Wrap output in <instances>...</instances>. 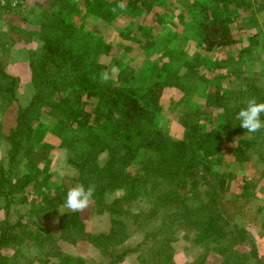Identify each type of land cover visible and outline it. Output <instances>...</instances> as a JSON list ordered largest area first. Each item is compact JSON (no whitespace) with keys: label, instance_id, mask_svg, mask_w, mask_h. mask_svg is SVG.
Listing matches in <instances>:
<instances>
[{"label":"trees","instance_id":"trees-1","mask_svg":"<svg viewBox=\"0 0 264 264\" xmlns=\"http://www.w3.org/2000/svg\"><path fill=\"white\" fill-rule=\"evenodd\" d=\"M80 1L51 0L42 9L38 35L46 58L31 75L35 91L27 104L18 105V79L6 73L0 62V108L9 118L4 132L9 161L6 168L0 166L3 208L22 203L25 187L34 179L36 194L41 199L39 217L41 212H44L42 217H49L64 205L70 187L85 186L93 176L102 182V187L95 182L92 200L98 212H108L109 226L104 232L90 234L89 238L108 258V264H117L136 251L144 264H172L173 244L180 229H186V237L205 251L228 256L222 264H249L250 256L257 257V243L246 226L224 217L219 210V199L225 197L224 190L238 175L231 172L233 175L229 176L223 165L225 153H230L240 166L239 174H243L246 163L255 160L260 166V176H264V129L247 133L240 127L237 116L248 98L264 101V50L257 54L260 58L254 67L249 60L252 42H240L231 26L233 21L238 22L239 14L253 11L252 1L186 0L187 10H181L176 18L181 26L176 32L164 25L167 21L164 15L153 12L159 0ZM151 12L162 25L157 39L149 34L142 20L136 29L132 27L134 19H143ZM87 18L98 21L101 35L85 28ZM252 21L255 23V18ZM106 27L116 31L120 39L135 34L149 37L146 46H156L162 55L169 57L162 66L172 67L173 72L186 68L191 75L202 66L203 75L207 76L225 68L226 83L218 75L216 82L203 75H185L180 86L183 94L187 97L201 89L204 100L201 105L198 101L181 112V137H172L158 123L152 125L147 120L149 115L161 110L159 99L167 73L162 71L164 67L149 63L138 69L124 64L118 67V74L110 72L107 82L101 80V73L113 67L101 59L109 50ZM190 40L200 49L188 60L183 58L185 48L180 45ZM234 44L236 56L228 55L224 59L213 54ZM200 53L211 58L199 59ZM44 114L55 118L48 129H70L74 133L64 139L66 147L75 151L66 161L77 171L75 179L69 178L71 183H53L48 180L50 174L40 179L37 175L44 171L34 165L17 180L10 177L19 157L31 146L35 122ZM261 119L264 120V114ZM220 167L227 173L224 177L218 172V190L214 191L209 174L212 168L219 171ZM201 185L209 188L202 190ZM255 186L244 176L242 191L229 202L239 208L248 207L256 197ZM114 190H120V194L107 202V192ZM145 195L153 199L147 209L125 207L126 200L132 202ZM8 214L0 218V264H15L12 257L4 254L5 249L13 246L15 254L23 246L45 249L42 253L46 258H40L41 264H48L51 255L58 258L52 264L76 263L77 258L70 254L50 251L49 243L54 246L55 241L46 228L40 224L33 227L20 219L12 222ZM261 226L264 229V219ZM139 230L144 232L141 241L133 247L124 245ZM238 242L248 244L249 251L234 249ZM35 259L39 257L34 256L31 261ZM201 262L202 259L187 264Z\"/></svg>","mask_w":264,"mask_h":264},{"label":"rangeland","instance_id":"rangeland-1","mask_svg":"<svg viewBox=\"0 0 264 264\" xmlns=\"http://www.w3.org/2000/svg\"><path fill=\"white\" fill-rule=\"evenodd\" d=\"M78 1L81 3L80 0ZM251 1L253 11L248 10L239 14L238 22L233 21L231 26L233 25L234 27V37L240 42L245 44L252 42V55L249 56V60L255 67L258 65V58H260V55L257 54L264 50V0ZM48 3H51V0H0V62L6 73L18 79L16 100L20 106L30 101L35 91L31 83V75L35 70L37 72L40 63L45 61L46 58V53L42 51V41L39 38L38 31L41 27L40 23L43 20L42 9ZM187 5L188 2L186 0H159L155 4L153 12L164 15L167 19L164 25H168L171 30L176 32L178 29H181V26H178L176 21L178 13L181 14V10H187ZM153 12L144 16L143 19H134L135 23L132 27L136 29L138 21L142 20V24L148 27L149 34L154 35L157 39L158 31L161 30L162 25L155 21ZM252 18H255V23H253ZM75 19L79 22L78 18ZM85 25L88 31H93L94 34L101 35V25H99L98 21L87 18ZM111 29L109 27L105 28V35L109 39V50L101 58L110 67L115 66L118 68L119 66L128 64L141 69V67L149 63H154L161 67H164L162 66L163 63H168L169 57L162 55L158 47L154 46L149 48L146 46L149 37H142L140 34H135L134 37L120 39L116 36V31L113 32L114 30ZM256 34L257 36H255ZM180 46L185 48L182 56L183 58H188V60L193 59L200 49L193 40L185 42L184 44L181 42ZM235 46L234 44L226 50L213 52V54L216 57L224 59L228 55L236 56ZM204 56L207 60L210 57V55L200 53L199 59H202ZM172 69L170 66L162 69V71H167V73L165 74L163 83L165 87L159 99L161 110H158L157 114L149 115L147 120L152 125L158 123L172 137H181L183 133V127L179 122L181 112L199 102L201 105L204 97L201 89L190 93L186 97V94H183L184 92L180 86H183L186 76H192L194 74L196 76L203 75L204 68L199 66L196 69L197 71L193 74L191 73V75L186 71V68L180 69L177 72H173ZM225 74V68L221 67L211 73H207V76L203 75V77L216 82V76L218 75L217 77L220 78V81L226 83L227 79ZM147 79L145 78L144 80L147 81ZM197 92L199 95H197ZM7 118V113L0 108V166H4L5 168L9 161L7 155L9 144L4 139V132L7 130V121L9 119ZM39 120L41 122L38 124ZM39 120L35 122V131L30 148L26 149L19 157L13 169L10 171V177L13 181L17 180L27 170H31V167L34 165L44 171L40 175H37L40 179L50 174L52 176L48 180L53 183H71L69 178L72 177L75 179L77 177V171L66 161L75 151L72 147H66L64 139H69L74 136L73 131L70 129L63 131L56 127H53L51 130L48 129V126L55 120L54 117L48 114L40 116ZM223 159V162H225L223 165L228 169L229 176L232 177L231 175L233 174L231 172L237 173L238 175L235 176L232 184L230 182L229 186L224 190L223 194L225 193V197L219 199V210L229 221L246 226L252 233L257 243V257L250 256L248 263L264 264V229L261 226V221L264 219V176H260V166L255 163V160L246 163L243 174H239L241 173V168L237 165L230 153H225ZM218 172L225 177L227 170L221 168L218 171V168L216 170L212 168L209 177L211 178V188L214 191L218 190ZM243 175L248 181L255 183L256 186L253 188V191L256 197L253 198V201L247 209L237 208L239 210H234V207L237 206L229 202V200L235 194L242 191L241 182L244 177ZM95 182L96 186L99 183L100 187H102V182L100 180L97 182L96 178L91 176L85 182V188L89 185L95 187ZM34 183L35 180L33 179L25 187V191H27L26 195L22 203L18 205L3 208L2 199H0V218L8 212L12 222L20 219L22 223L29 222L33 224V227L40 224L54 238V246L50 243L48 246L51 248L50 251L58 250L76 257L75 264H108V258H105L100 249L93 244L91 237L89 238L90 234H95L98 231L104 232L108 229V212H98L95 201L91 199L89 206L81 212H65L66 209L62 205L57 209V213L44 218L42 217L44 212H41V216L39 217V209L41 208L39 202H41V199L36 194ZM206 187L201 185L202 190H205ZM119 191H108L106 201L110 202L113 200L120 194ZM129 202L127 200L125 201V207L130 206L134 210L143 211L151 206L153 199L145 195L144 198L142 197ZM256 209L258 212H256ZM186 232V229H180L177 233V240L173 244L172 264H187L201 259V264H222L223 260H228V256L223 257L213 251H205L202 247L197 246L191 241L190 237H186ZM143 235L144 232L141 230L134 232L124 245L133 247L141 241ZM233 248L240 252H248L250 249L248 244H240L239 242L234 244ZM13 249L14 246L5 249L4 254L12 257L11 260L15 264H19L20 262L23 264H41L42 260L40 258H46L42 253V251L46 250H40L36 246H23L17 254L13 252ZM34 256L39 257V259L31 261ZM140 256V253L136 251L134 254L125 256L117 264H144ZM49 257L48 264L58 261L55 255Z\"/></svg>","mask_w":264,"mask_h":264},{"label":"clouds","instance_id":"clouds-1","mask_svg":"<svg viewBox=\"0 0 264 264\" xmlns=\"http://www.w3.org/2000/svg\"><path fill=\"white\" fill-rule=\"evenodd\" d=\"M122 6V5H121ZM110 72L118 74L119 69L113 66L110 70L101 73V80L107 82ZM244 106L237 113L240 121V127L245 129L247 133H256L264 129V120L261 115L264 114V101L258 102L255 97H250L243 101ZM94 186L89 185L87 188L83 184H77L67 190L64 200L65 212H81L89 206L94 195Z\"/></svg>","mask_w":264,"mask_h":264},{"label":"crops","instance_id":"crops-1","mask_svg":"<svg viewBox=\"0 0 264 264\" xmlns=\"http://www.w3.org/2000/svg\"><path fill=\"white\" fill-rule=\"evenodd\" d=\"M233 204V203H232ZM249 206V205H248ZM237 208H239V207H234V210H239V209H247L248 207H241V208H239V209H237Z\"/></svg>","mask_w":264,"mask_h":264}]
</instances>
